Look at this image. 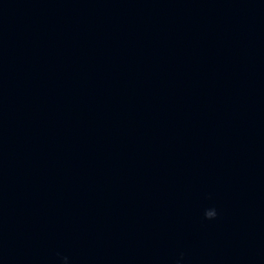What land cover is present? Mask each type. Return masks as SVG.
<instances>
[{
	"label": "water",
	"instance_id": "obj_1",
	"mask_svg": "<svg viewBox=\"0 0 264 264\" xmlns=\"http://www.w3.org/2000/svg\"><path fill=\"white\" fill-rule=\"evenodd\" d=\"M0 264H264V0H0Z\"/></svg>",
	"mask_w": 264,
	"mask_h": 264
},
{
	"label": "clouds",
	"instance_id": "obj_2",
	"mask_svg": "<svg viewBox=\"0 0 264 264\" xmlns=\"http://www.w3.org/2000/svg\"><path fill=\"white\" fill-rule=\"evenodd\" d=\"M213 215L214 213H211V212L206 213V217H212ZM64 259L67 260V257H64Z\"/></svg>",
	"mask_w": 264,
	"mask_h": 264
}]
</instances>
